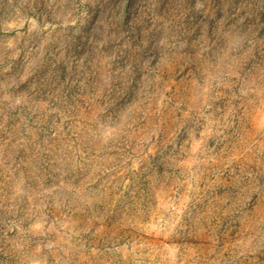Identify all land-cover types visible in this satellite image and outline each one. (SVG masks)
<instances>
[{
	"label": "rangeland",
	"instance_id": "1",
	"mask_svg": "<svg viewBox=\"0 0 264 264\" xmlns=\"http://www.w3.org/2000/svg\"><path fill=\"white\" fill-rule=\"evenodd\" d=\"M0 264H264V0H0Z\"/></svg>",
	"mask_w": 264,
	"mask_h": 264
}]
</instances>
